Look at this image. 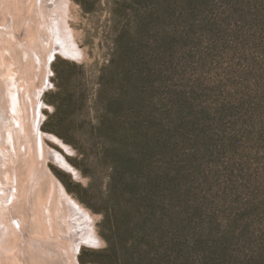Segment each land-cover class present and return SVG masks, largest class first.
Here are the masks:
<instances>
[{"label": "rangeland", "instance_id": "1", "mask_svg": "<svg viewBox=\"0 0 264 264\" xmlns=\"http://www.w3.org/2000/svg\"><path fill=\"white\" fill-rule=\"evenodd\" d=\"M69 1L67 25L82 57L50 61L39 129L68 147L44 139L79 173L74 178L49 165L91 213L99 239V247L81 245L77 263L140 264L137 254L145 253L142 264H180L176 201L157 209L117 205L112 223L103 221L102 201L113 141L133 143L145 161L139 172L159 161L167 171L166 158H154L150 130L165 131L176 92L200 152L180 138L182 158L166 173L176 194L193 202L203 221L194 226L216 242L224 264H232L225 233L227 243L242 229L247 241L264 239V0ZM7 263L23 261L14 255Z\"/></svg>", "mask_w": 264, "mask_h": 264}, {"label": "bare ground", "instance_id": "2", "mask_svg": "<svg viewBox=\"0 0 264 264\" xmlns=\"http://www.w3.org/2000/svg\"><path fill=\"white\" fill-rule=\"evenodd\" d=\"M14 1L0 0V264L14 255L22 264H78L81 245L99 239L91 213L49 165L79 173L44 139L68 147L39 129L50 61L82 57L67 25L70 1Z\"/></svg>", "mask_w": 264, "mask_h": 264}, {"label": "trees", "instance_id": "3", "mask_svg": "<svg viewBox=\"0 0 264 264\" xmlns=\"http://www.w3.org/2000/svg\"><path fill=\"white\" fill-rule=\"evenodd\" d=\"M184 97L181 94L174 92L170 97L169 121L166 122L165 131L159 129L158 125L151 128L153 139L151 140V149L154 153V158H166L167 171L164 167V162H155L152 166H147L144 173L139 172V164L144 166V160L139 158L136 154V149L133 145L123 144L120 141H113L109 145V155L111 163V177L109 182V189L106 196L102 198L103 201V221L108 223L115 222L118 216L115 212L117 205L126 206L128 204H138L141 206H148L150 209L163 208L173 201L177 202L178 217L174 218L176 224L179 223L180 231L178 234L180 246L179 255L181 259L180 264H224L220 259L221 253L216 251L217 244L212 239H207L203 228L197 229L195 223L203 224V221L196 217L195 207L193 202L189 203V198L184 200L185 195H177L173 189L171 179L168 176V166L179 158L180 152L178 150V142L189 149L199 150L200 148L195 141L191 140L190 130L193 125L191 121L183 117L182 104ZM110 105L106 112L110 114ZM120 109L117 107L116 112ZM163 141V142H162ZM191 144V145H190ZM195 146V147H194ZM197 148V149H196ZM153 158V155L151 156ZM180 158H182L180 156ZM140 162V163H139ZM183 178H189V173H184ZM182 179V177H181ZM180 179V180H181ZM174 191V192H173ZM176 195H175V194ZM190 204V205H189ZM140 208V207H139ZM141 212L142 209H138ZM158 213H168L167 210H157ZM157 211H153L154 214ZM141 216V217H142ZM150 216V215H147ZM170 217V216H169ZM164 218V216H163ZM169 219V218H168ZM173 221L168 220V225L171 226ZM145 223H148L147 221ZM143 228V227H141ZM146 228V227H145ZM144 228V229H145ZM146 238L149 236V230H145ZM226 233L224 237L225 249L230 255L232 264H264V239L259 238L254 241H247L243 229L237 234L232 235V243L226 242ZM189 241L186 245L185 242ZM109 247L105 250L110 252ZM112 244V243H111ZM135 244V242H134ZM124 250V249H121ZM117 254V253H116ZM130 254L129 258H132ZM138 259L140 264L145 259V253H139Z\"/></svg>", "mask_w": 264, "mask_h": 264}, {"label": "snow or ice", "instance_id": "4", "mask_svg": "<svg viewBox=\"0 0 264 264\" xmlns=\"http://www.w3.org/2000/svg\"><path fill=\"white\" fill-rule=\"evenodd\" d=\"M92 247H99V244H93Z\"/></svg>", "mask_w": 264, "mask_h": 264}, {"label": "water", "instance_id": "5", "mask_svg": "<svg viewBox=\"0 0 264 264\" xmlns=\"http://www.w3.org/2000/svg\"><path fill=\"white\" fill-rule=\"evenodd\" d=\"M40 103H42L41 100H40ZM37 108H38V107H37ZM40 108H42V106H40Z\"/></svg>", "mask_w": 264, "mask_h": 264}]
</instances>
